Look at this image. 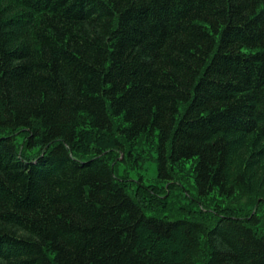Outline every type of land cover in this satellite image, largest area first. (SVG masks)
I'll list each match as a JSON object with an SVG mask.
<instances>
[{
	"label": "trees",
	"instance_id": "obj_1",
	"mask_svg": "<svg viewBox=\"0 0 264 264\" xmlns=\"http://www.w3.org/2000/svg\"><path fill=\"white\" fill-rule=\"evenodd\" d=\"M0 264H264V0H0Z\"/></svg>",
	"mask_w": 264,
	"mask_h": 264
},
{
	"label": "rangeland",
	"instance_id": "obj_2",
	"mask_svg": "<svg viewBox=\"0 0 264 264\" xmlns=\"http://www.w3.org/2000/svg\"><path fill=\"white\" fill-rule=\"evenodd\" d=\"M121 169H123L121 167ZM184 174V173H183ZM129 177L132 181L135 183H138L137 181H142V184L145 186H148L149 184L157 183V172H156V164L153 160H147L143 162L139 167H135V170H131L129 172ZM185 183H183L189 190L191 189L190 180H185Z\"/></svg>",
	"mask_w": 264,
	"mask_h": 264
}]
</instances>
